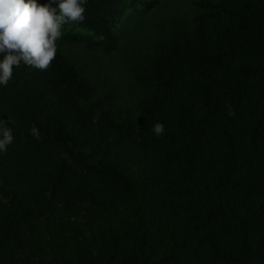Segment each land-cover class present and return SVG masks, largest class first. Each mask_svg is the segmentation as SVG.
Instances as JSON below:
<instances>
[{
	"label": "trees",
	"instance_id": "obj_1",
	"mask_svg": "<svg viewBox=\"0 0 264 264\" xmlns=\"http://www.w3.org/2000/svg\"><path fill=\"white\" fill-rule=\"evenodd\" d=\"M183 1L88 0L0 86V264H264V0ZM149 27L117 108L90 62Z\"/></svg>",
	"mask_w": 264,
	"mask_h": 264
},
{
	"label": "clouds",
	"instance_id": "obj_2",
	"mask_svg": "<svg viewBox=\"0 0 264 264\" xmlns=\"http://www.w3.org/2000/svg\"><path fill=\"white\" fill-rule=\"evenodd\" d=\"M88 0H0V86L7 87L14 71L21 65L38 71H47L58 53L57 41L63 35L65 25L82 24L86 20ZM55 5V6H54ZM227 115L235 116L228 106ZM11 119H0V153H6L14 141ZM153 134L162 137L165 126L153 125ZM30 135L40 139L35 126Z\"/></svg>",
	"mask_w": 264,
	"mask_h": 264
},
{
	"label": "rangeland",
	"instance_id": "obj_3",
	"mask_svg": "<svg viewBox=\"0 0 264 264\" xmlns=\"http://www.w3.org/2000/svg\"><path fill=\"white\" fill-rule=\"evenodd\" d=\"M182 3L188 6L184 0ZM178 2L181 9L186 6ZM151 28L140 29L136 35L130 37L124 43H121L117 51L112 54H98L96 64L90 62L93 71L100 76L98 88L104 89V92L113 90L118 95L117 108L128 106L133 107L135 103L134 89L132 83L133 72L138 67V59L147 49ZM93 58L88 59L92 61ZM133 71L130 73L129 69Z\"/></svg>",
	"mask_w": 264,
	"mask_h": 264
}]
</instances>
